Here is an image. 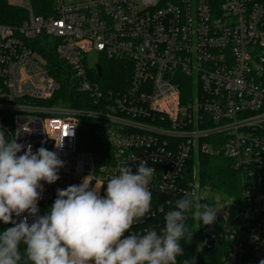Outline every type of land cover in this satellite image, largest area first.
Returning a JSON list of instances; mask_svg holds the SVG:
<instances>
[{
	"label": "built area",
	"instance_id": "obj_1",
	"mask_svg": "<svg viewBox=\"0 0 264 264\" xmlns=\"http://www.w3.org/2000/svg\"><path fill=\"white\" fill-rule=\"evenodd\" d=\"M5 1L26 15L0 22V129L64 162L58 181L41 182L37 215L58 189L84 180L103 195L127 160L133 174L146 161L155 169L152 211L134 232H159L175 201L191 196L217 209L215 222L204 227L225 244L219 264H260L264 0ZM44 47L63 61L68 87L81 94L73 101L78 107L60 102L59 82L39 52ZM114 62L121 75L107 80L102 64ZM81 118L103 124L106 160L96 163L82 148ZM207 153L222 155L240 173V199L202 182L198 157Z\"/></svg>",
	"mask_w": 264,
	"mask_h": 264
},
{
	"label": "clouds",
	"instance_id": "obj_2",
	"mask_svg": "<svg viewBox=\"0 0 264 264\" xmlns=\"http://www.w3.org/2000/svg\"><path fill=\"white\" fill-rule=\"evenodd\" d=\"M18 134L9 139L0 129V224L12 225L0 230V264H178L184 256L181 241L192 239L187 221L207 226L216 220L217 209L186 195L166 213L159 232H134L133 226L151 214L155 169L140 161L133 174L125 166L128 160L108 179L103 195L83 180L58 189L50 208L38 216L41 182L58 181L64 162L55 151L33 152L30 143H18ZM28 217H35L31 224Z\"/></svg>",
	"mask_w": 264,
	"mask_h": 264
},
{
	"label": "trees",
	"instance_id": "obj_3",
	"mask_svg": "<svg viewBox=\"0 0 264 264\" xmlns=\"http://www.w3.org/2000/svg\"><path fill=\"white\" fill-rule=\"evenodd\" d=\"M39 13L38 11H36ZM26 14L19 8L7 4L5 0H0V22L5 24H14ZM37 41H40L37 40ZM39 52L45 57L47 61V68L59 82L60 91L58 95L61 97V103L71 106H77L76 97L81 94L70 90L67 78L66 67L54 50L43 48ZM117 66L113 68L110 64H102L103 77L110 80L114 77H120L119 64L114 62ZM107 75V76H106ZM262 83L264 85V72L262 74ZM78 107V106H77ZM79 141L83 149L91 153L96 163L106 160L110 154L111 149L107 141L104 126L98 120L81 118L79 120ZM198 163V174L202 182L207 186L216 189L225 197L234 196L240 199L241 193V177L240 173L235 170L230 162L220 154H200ZM56 198V193L50 195L43 202L40 203V211L42 215L50 208ZM193 232L192 239L181 241V246L184 248V256L178 257V264H183V261L193 260L192 264H219L220 258L225 252V244L216 237L211 238L207 235L205 227L201 224L188 220ZM12 225L0 224V230ZM23 251V246H21Z\"/></svg>",
	"mask_w": 264,
	"mask_h": 264
},
{
	"label": "rangeland",
	"instance_id": "obj_4",
	"mask_svg": "<svg viewBox=\"0 0 264 264\" xmlns=\"http://www.w3.org/2000/svg\"><path fill=\"white\" fill-rule=\"evenodd\" d=\"M22 2L24 3L25 6L29 5V1L28 0H22ZM95 58H96L95 54H91L90 55L91 62L94 61ZM94 188H98V185H94Z\"/></svg>",
	"mask_w": 264,
	"mask_h": 264
},
{
	"label": "water",
	"instance_id": "obj_5",
	"mask_svg": "<svg viewBox=\"0 0 264 264\" xmlns=\"http://www.w3.org/2000/svg\"><path fill=\"white\" fill-rule=\"evenodd\" d=\"M98 72H99V75L101 74V72H100V68L98 67ZM78 148H80V146L78 145Z\"/></svg>",
	"mask_w": 264,
	"mask_h": 264
},
{
	"label": "crops",
	"instance_id": "obj_6",
	"mask_svg": "<svg viewBox=\"0 0 264 264\" xmlns=\"http://www.w3.org/2000/svg\"><path fill=\"white\" fill-rule=\"evenodd\" d=\"M98 188H99V186H98Z\"/></svg>",
	"mask_w": 264,
	"mask_h": 264
}]
</instances>
